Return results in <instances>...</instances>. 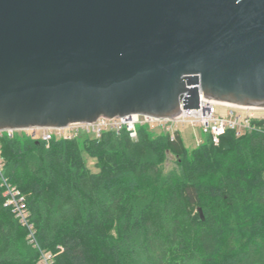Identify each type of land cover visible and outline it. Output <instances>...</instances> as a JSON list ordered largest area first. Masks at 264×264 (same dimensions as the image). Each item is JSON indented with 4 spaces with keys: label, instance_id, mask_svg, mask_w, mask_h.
<instances>
[{
    "label": "trees",
    "instance_id": "1",
    "mask_svg": "<svg viewBox=\"0 0 264 264\" xmlns=\"http://www.w3.org/2000/svg\"><path fill=\"white\" fill-rule=\"evenodd\" d=\"M260 123L190 149L147 124L135 138L2 134L3 175L24 195L33 240L0 187V264H264Z\"/></svg>",
    "mask_w": 264,
    "mask_h": 264
},
{
    "label": "water",
    "instance_id": "2",
    "mask_svg": "<svg viewBox=\"0 0 264 264\" xmlns=\"http://www.w3.org/2000/svg\"><path fill=\"white\" fill-rule=\"evenodd\" d=\"M205 101L264 107V0H0V129Z\"/></svg>",
    "mask_w": 264,
    "mask_h": 264
},
{
    "label": "built area",
    "instance_id": "3",
    "mask_svg": "<svg viewBox=\"0 0 264 264\" xmlns=\"http://www.w3.org/2000/svg\"><path fill=\"white\" fill-rule=\"evenodd\" d=\"M218 102L205 101L204 96L199 94V108H182V115L170 118H157L149 115L131 113L111 118L99 117L92 122H74L63 127H34L26 129L32 138L49 142L51 138H74L80 134H86L91 138H98L105 131L119 132L124 129L131 138L136 137V127L140 124L148 126L156 125L166 131L170 138H174L179 128L184 125H193L200 128L201 132L210 136L214 141L226 130L231 129L238 135L247 129L254 128L252 120L264 119L263 114L254 115V110L264 109L259 106H242L228 104L230 108L225 114L217 110ZM239 109L245 112H240ZM13 129H0V136L4 133L12 135ZM31 131V132H30ZM3 161L0 155V187L2 189L3 203L11 209L18 222L27 227L28 237L33 240V228L28 222V212L25 198L20 191L11 185L3 175ZM48 253L42 254L46 263Z\"/></svg>",
    "mask_w": 264,
    "mask_h": 264
},
{
    "label": "rangeland",
    "instance_id": "4",
    "mask_svg": "<svg viewBox=\"0 0 264 264\" xmlns=\"http://www.w3.org/2000/svg\"><path fill=\"white\" fill-rule=\"evenodd\" d=\"M229 108L230 107L228 105L224 104V103H218L217 104V110L221 114H225L226 111L229 110ZM239 111L241 113L245 112V110L242 111V109H239ZM253 112H254V115L263 114V116H264V109H256ZM260 120H262V123L259 124L260 127H261L259 129L260 130H264V119H260ZM150 128L154 129V130H158V126H156V125H152ZM15 131H17V130H15ZM23 131L26 132V133H29V131L26 130V129H24ZM178 133L181 135V137L183 139V142H184L185 146L188 149L193 148L198 143L202 142L205 139V135H206L203 132H201L199 127L193 126V125H190V124L180 127L179 130H178ZM169 157H171V160L167 161V163H166L167 168H170V166L172 165V156L169 155ZM88 160H90V159L88 158Z\"/></svg>",
    "mask_w": 264,
    "mask_h": 264
}]
</instances>
